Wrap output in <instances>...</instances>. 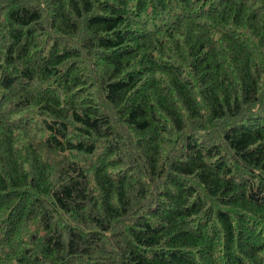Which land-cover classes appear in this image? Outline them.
I'll use <instances>...</instances> for the list:
<instances>
[{
    "label": "trees",
    "instance_id": "1",
    "mask_svg": "<svg viewBox=\"0 0 264 264\" xmlns=\"http://www.w3.org/2000/svg\"><path fill=\"white\" fill-rule=\"evenodd\" d=\"M0 264H264V0H0Z\"/></svg>",
    "mask_w": 264,
    "mask_h": 264
}]
</instances>
